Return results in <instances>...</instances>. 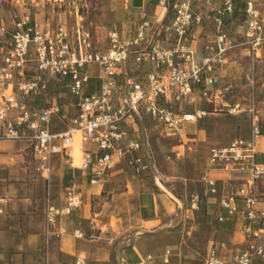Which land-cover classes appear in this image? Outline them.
I'll use <instances>...</instances> for the list:
<instances>
[{
  "label": "built area",
  "instance_id": "obj_1",
  "mask_svg": "<svg viewBox=\"0 0 264 264\" xmlns=\"http://www.w3.org/2000/svg\"><path fill=\"white\" fill-rule=\"evenodd\" d=\"M154 1L167 13L172 10L169 24H155L142 12L132 35L110 31L104 50L96 47L93 34L83 25H47L40 29L29 16L22 18L0 61V141L29 138L43 173H50L55 155L64 154L73 168L92 170L91 182L95 184L117 169L128 154L142 149L141 140L129 136V126L138 128L149 117L160 124L166 136H181L187 126L207 117L205 110L185 112L173 106L190 100L196 91L205 101H212L217 80L215 65L225 64L234 43L226 33L219 32L221 21L216 18V54L199 62L191 46L193 28L202 22L191 6L197 0L172 6L169 0ZM226 11L232 12L231 0ZM244 12L246 44L256 50L264 42L262 20L252 0L244 3ZM162 32L175 36L171 48L159 43ZM95 67L96 78L91 73ZM52 83L70 96V106L75 110L71 118L62 113L61 119L68 121L62 133L49 129L52 116L61 115L59 106L36 108L29 104L46 96ZM260 135V126L254 120L250 138L210 149L204 196L218 195V181L210 174L217 168L249 170L251 178L235 194L219 200L228 218L236 221V227H242L247 247L230 251L226 242L218 241L209 249L205 264H264V197L252 191L255 182L264 176V166L257 162L256 139ZM77 143L82 153L79 167L74 161ZM87 143L92 149L85 148ZM131 165L137 176L158 174L157 164L150 157L136 156ZM46 200L48 233L59 217L71 215L81 206V197L70 191L66 206L56 208L51 203L50 186ZM198 201V196H192L194 206ZM223 220L220 216L219 221ZM63 233L61 229L59 235ZM74 237L83 239L84 235L77 231ZM74 264H87V259L79 256ZM138 264H172L170 251L159 258L149 255Z\"/></svg>",
  "mask_w": 264,
  "mask_h": 264
},
{
  "label": "rangeland",
  "instance_id": "obj_2",
  "mask_svg": "<svg viewBox=\"0 0 264 264\" xmlns=\"http://www.w3.org/2000/svg\"><path fill=\"white\" fill-rule=\"evenodd\" d=\"M112 1L0 0V30L4 28V32H0V47L9 46L16 25L27 16H36L39 22L34 24L40 29L44 20L68 28L83 25L91 33L114 27L116 23L108 14ZM185 1L188 0H169V3L171 6L175 2ZM226 1L191 2L193 12L202 17L201 24L194 26L192 34L199 27L207 26L208 30V35H200L199 41H208L209 48L215 47L216 18L225 12L228 24L222 26L221 31L234 43V48L227 53L225 64L215 65L220 70L215 72L217 80L212 101L207 102L196 94L194 101L173 106L177 111L185 109L193 112L195 104H198V109H204L209 115L187 126L181 136H166L160 124L149 117H145L137 128L138 138L144 144L143 155L152 158L158 168V174L151 176L148 186L142 187L158 196L157 202L152 201L157 206L153 217L155 222L146 223L148 216L141 214V202L144 205L150 197L139 198L131 185V174L126 176V181L123 179L124 186L114 194L106 193L95 202L93 212L100 215L95 219V229H90V232L100 238L99 245L106 249L108 261L105 264H122V252L131 248L144 258L149 255L159 258L170 251L172 264H205L211 246L217 241L229 239L231 235L219 232V210L215 214L206 212V202L202 201L204 177L210 169L211 148L229 146L238 138H250L254 120L260 126L261 135L264 134V55L246 44L245 13L239 9L233 14L234 7L232 12L226 11ZM170 13L173 14L172 10ZM71 102L70 96L52 83L46 96L29 101V104L36 108L50 104L60 107L61 115L52 116L49 125L50 130L57 133L68 125L67 120L62 119V122L58 117L61 118L63 113L71 118L75 114ZM85 148L92 149V144L87 143ZM80 165L81 159L75 162V166ZM60 166V161L53 158V170ZM135 179L140 180L137 175ZM127 181H130L129 188L126 187ZM219 183L216 202H219L222 191ZM123 191L126 194L122 195L125 193ZM194 195L199 197L195 206L192 202ZM154 196H151L152 199L156 198ZM209 202L215 201L210 199Z\"/></svg>",
  "mask_w": 264,
  "mask_h": 264
},
{
  "label": "crops",
  "instance_id": "obj_3",
  "mask_svg": "<svg viewBox=\"0 0 264 264\" xmlns=\"http://www.w3.org/2000/svg\"><path fill=\"white\" fill-rule=\"evenodd\" d=\"M246 1L241 0L243 7ZM252 1L262 20V36L264 38V0ZM142 12H146L155 24L162 21L168 24L174 15L158 8L153 0H113L108 14L116 25L111 28H103L101 32L92 33L96 47L102 50L106 48L108 33L112 30L117 29L129 36L132 35L138 16ZM29 18L32 23L39 22L36 16H29ZM47 25L56 27L50 20H44L43 28ZM206 27L197 28L191 41V46L195 50L199 62L216 54V47L209 48L208 41H199L200 35H208ZM158 41L162 46L171 48L175 36L162 32ZM261 46L255 51H261L264 55V42ZM5 50L6 48L0 47V61ZM219 70L216 68V71L219 72ZM91 73L96 78L98 69L91 68ZM93 84H95L93 89H96L97 82L94 81ZM196 94L199 93L196 91L191 97V101H194ZM196 110L204 109H198V104H195L194 111ZM183 111L190 112L185 109ZM58 118L62 121L60 117ZM67 128L68 125L66 129L57 133L65 132ZM127 130L130 137H139L136 126H129ZM31 146L32 141L29 138L20 141H0V264H74L75 259L82 255L87 259V264H105L108 261L106 249L99 245L100 238L90 232L95 229V219L100 215L93 212V209L95 202L101 200L104 194H114L118 188L124 186L123 179L126 181L128 174L133 175L131 185L139 198L150 197L144 205L142 202L140 205L141 214L148 216L146 223L155 222L153 217H155L157 206L152 201L157 202L158 196H154L152 191H148L146 188L142 189L145 185L148 186L147 183L151 176H137L140 180H134L136 175L134 167L131 165V160L134 157L144 156L143 141L142 149L138 153L128 154L121 162V166L95 184L91 182L92 170L83 172L73 168L71 160L64 154L53 157L60 161V167L55 170L51 167L49 174L43 173L39 168L40 162L32 153ZM256 149L258 152L257 162L264 166V135H260L256 139ZM210 174L221 182L219 183L222 187L220 198L235 194L238 188L243 187L242 182L251 178L249 170L241 171L239 169L225 171L217 168ZM127 184L126 187L129 188L130 181H127ZM239 184L241 185L238 187ZM49 186L51 203L56 208L62 209L66 206L70 191H75L81 197L80 208L71 215L59 217L57 224L51 227L50 233H48L45 216ZM252 191L259 197H264V176L255 182ZM123 192L125 193H121L122 195L126 194V191ZM152 195L156 197L153 198L154 200ZM61 229L64 230V233L59 235ZM77 231L83 233V239L74 237ZM228 238L222 240L227 243L230 251L244 249L248 245L247 237L240 225ZM121 256L122 264H138L141 259H144L134 248L124 250Z\"/></svg>",
  "mask_w": 264,
  "mask_h": 264
},
{
  "label": "trees",
  "instance_id": "obj_4",
  "mask_svg": "<svg viewBox=\"0 0 264 264\" xmlns=\"http://www.w3.org/2000/svg\"><path fill=\"white\" fill-rule=\"evenodd\" d=\"M172 1L173 0H171V2ZM231 2H232V7H234L233 14L237 13V11L239 9L243 13H245L244 10H243V4H242L241 0H231ZM226 15H227V13L224 12V13L221 14V16H219L220 21H221V27H220L219 32H223V31H221L222 26H226L228 24L227 20H226ZM216 33L217 34H216V37H215V40H214L215 42H216V38H217V35H218V28H217V32ZM262 135H264V134H262ZM210 199H213L215 202L210 203L209 202ZM202 201L206 202L205 204H206V212L207 213L215 214L217 212V210H219L218 214H220V216H222L224 218L223 221H219L218 222L219 223V232H221V233H232L233 231H235L236 225H237L236 221L233 220V219L228 218L226 211L221 209V208H219V202L218 201L216 202V196H208V197L203 196Z\"/></svg>",
  "mask_w": 264,
  "mask_h": 264
},
{
  "label": "bare ground",
  "instance_id": "obj_5",
  "mask_svg": "<svg viewBox=\"0 0 264 264\" xmlns=\"http://www.w3.org/2000/svg\"><path fill=\"white\" fill-rule=\"evenodd\" d=\"M75 152H76L74 154L75 162H79V160L81 159L80 158L81 150H80V144L79 143L75 144Z\"/></svg>",
  "mask_w": 264,
  "mask_h": 264
}]
</instances>
